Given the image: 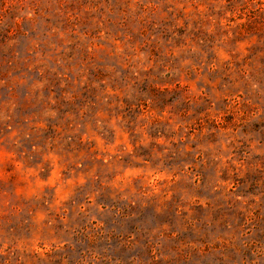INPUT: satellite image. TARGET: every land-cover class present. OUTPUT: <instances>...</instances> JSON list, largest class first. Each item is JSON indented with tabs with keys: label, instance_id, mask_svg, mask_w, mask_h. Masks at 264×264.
<instances>
[{
	"label": "rangeland",
	"instance_id": "obj_1",
	"mask_svg": "<svg viewBox=\"0 0 264 264\" xmlns=\"http://www.w3.org/2000/svg\"><path fill=\"white\" fill-rule=\"evenodd\" d=\"M0 264H264V0H0Z\"/></svg>",
	"mask_w": 264,
	"mask_h": 264
}]
</instances>
